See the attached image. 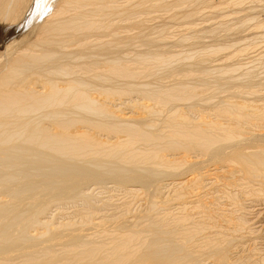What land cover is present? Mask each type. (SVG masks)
Wrapping results in <instances>:
<instances>
[{"label":"bare ground","instance_id":"6f19581e","mask_svg":"<svg viewBox=\"0 0 264 264\" xmlns=\"http://www.w3.org/2000/svg\"><path fill=\"white\" fill-rule=\"evenodd\" d=\"M262 41L264 0H0V264H264Z\"/></svg>","mask_w":264,"mask_h":264},{"label":"rangeland","instance_id":"374dc122","mask_svg":"<svg viewBox=\"0 0 264 264\" xmlns=\"http://www.w3.org/2000/svg\"><path fill=\"white\" fill-rule=\"evenodd\" d=\"M244 34H246V33H244ZM262 42H263L262 44L264 45V41H262ZM262 44H261V45H262ZM259 47H260V46H259ZM249 202H250V201H249ZM249 202L247 201L246 203H249ZM249 204H252V203L250 202ZM258 205H259V204H257V203H256V204L254 203V204L252 205L251 211L254 210V212L252 211L253 214H252V216H250L251 218H252V217H253V218H254V217H257V214H258V212H259L260 209H261V207L259 208ZM257 207H258V208H257ZM257 210H258V211H257ZM263 246H264V244H262V241H259L258 248H264Z\"/></svg>","mask_w":264,"mask_h":264}]
</instances>
